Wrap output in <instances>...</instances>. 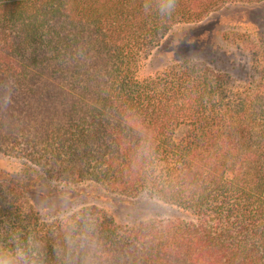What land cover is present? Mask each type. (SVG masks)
<instances>
[{
	"label": "trees",
	"instance_id": "trees-1",
	"mask_svg": "<svg viewBox=\"0 0 264 264\" xmlns=\"http://www.w3.org/2000/svg\"><path fill=\"white\" fill-rule=\"evenodd\" d=\"M263 2L175 0L162 16L157 0H0V154L191 215L128 227L89 205L45 222L0 181V248L18 238L35 264H264V57L137 75L174 27Z\"/></svg>",
	"mask_w": 264,
	"mask_h": 264
},
{
	"label": "rangeland",
	"instance_id": "rangeland-1",
	"mask_svg": "<svg viewBox=\"0 0 264 264\" xmlns=\"http://www.w3.org/2000/svg\"><path fill=\"white\" fill-rule=\"evenodd\" d=\"M253 6L249 9L251 5L232 4L202 24L174 27L170 40L143 60L138 77L153 76L181 58L204 61L220 70H229L230 64H237L244 55L256 54L261 59L264 57V2ZM0 181L12 182L22 192L25 203L45 222L73 215L89 205L98 206L117 224L128 227L149 220L191 218L187 211L146 195L111 193L92 182L65 184L48 180L25 160L1 154Z\"/></svg>",
	"mask_w": 264,
	"mask_h": 264
},
{
	"label": "clouds",
	"instance_id": "clouds-1",
	"mask_svg": "<svg viewBox=\"0 0 264 264\" xmlns=\"http://www.w3.org/2000/svg\"><path fill=\"white\" fill-rule=\"evenodd\" d=\"M175 0H157L156 10L164 16L171 13ZM0 264H35L32 249L22 240L14 239L11 247L0 248Z\"/></svg>",
	"mask_w": 264,
	"mask_h": 264
}]
</instances>
